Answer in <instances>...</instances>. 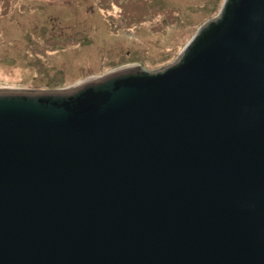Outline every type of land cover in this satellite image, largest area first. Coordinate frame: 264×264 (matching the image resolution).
<instances>
[{
    "label": "water",
    "instance_id": "water-1",
    "mask_svg": "<svg viewBox=\"0 0 264 264\" xmlns=\"http://www.w3.org/2000/svg\"><path fill=\"white\" fill-rule=\"evenodd\" d=\"M0 264H264V0L162 57L0 77Z\"/></svg>",
    "mask_w": 264,
    "mask_h": 264
},
{
    "label": "rangeland",
    "instance_id": "rangeland-1",
    "mask_svg": "<svg viewBox=\"0 0 264 264\" xmlns=\"http://www.w3.org/2000/svg\"><path fill=\"white\" fill-rule=\"evenodd\" d=\"M224 0H0V77L89 75L185 47Z\"/></svg>",
    "mask_w": 264,
    "mask_h": 264
}]
</instances>
